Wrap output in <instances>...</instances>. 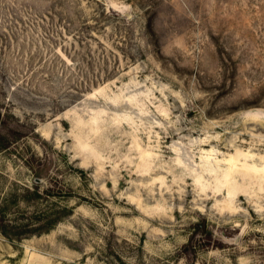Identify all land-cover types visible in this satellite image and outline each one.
I'll use <instances>...</instances> for the list:
<instances>
[{
    "label": "rangeland",
    "instance_id": "374dc122",
    "mask_svg": "<svg viewBox=\"0 0 264 264\" xmlns=\"http://www.w3.org/2000/svg\"><path fill=\"white\" fill-rule=\"evenodd\" d=\"M0 264H264V0H0Z\"/></svg>",
    "mask_w": 264,
    "mask_h": 264
}]
</instances>
